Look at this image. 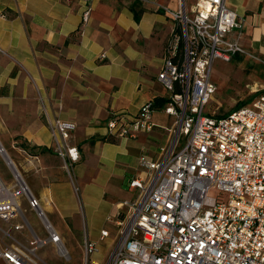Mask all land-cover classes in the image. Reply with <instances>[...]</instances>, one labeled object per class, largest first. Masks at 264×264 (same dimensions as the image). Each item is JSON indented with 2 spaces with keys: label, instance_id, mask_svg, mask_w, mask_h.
Returning <instances> with one entry per match:
<instances>
[{
  "label": "crops",
  "instance_id": "crops-1",
  "mask_svg": "<svg viewBox=\"0 0 264 264\" xmlns=\"http://www.w3.org/2000/svg\"><path fill=\"white\" fill-rule=\"evenodd\" d=\"M194 2L92 0L90 21L82 23L83 0H0V146L15 156L67 251L83 252L86 236L97 249L105 241L113 245L118 217L139 192L130 182L144 175L140 155L155 157L171 137L172 117L163 110L169 93L158 73L177 25L172 13ZM225 4L242 21L230 38L264 56V0ZM151 98L157 103L152 132L108 138L113 113L135 114ZM56 118L76 124L68 140L80 152L74 177L54 151ZM102 230L109 235L102 238ZM2 244L26 252L15 242Z\"/></svg>",
  "mask_w": 264,
  "mask_h": 264
},
{
  "label": "built area",
  "instance_id": "built-area-1",
  "mask_svg": "<svg viewBox=\"0 0 264 264\" xmlns=\"http://www.w3.org/2000/svg\"><path fill=\"white\" fill-rule=\"evenodd\" d=\"M83 1L82 23H88L92 0ZM172 17L177 25L158 73L169 93L163 110L174 118L171 137L155 157L140 155L144 175L130 182L139 192L118 217L105 264H264V93L222 115L205 112L217 89L214 61L253 57L229 36L242 21L225 0H195L190 9L183 3ZM156 110L151 98L135 114L113 113L106 123L108 138L152 132ZM75 128L58 118L52 124L54 151L70 175L80 160L78 148L68 144ZM11 174L12 183L0 175V220L10 224L4 234L30 226L22 210L25 198L45 221L48 237L33 231L27 252L0 241V264H36L33 256L49 243L71 259L39 198L18 170ZM108 235L102 230V238ZM96 250V242L86 236L84 264H93Z\"/></svg>",
  "mask_w": 264,
  "mask_h": 264
},
{
  "label": "rangeland",
  "instance_id": "rangeland-1",
  "mask_svg": "<svg viewBox=\"0 0 264 264\" xmlns=\"http://www.w3.org/2000/svg\"><path fill=\"white\" fill-rule=\"evenodd\" d=\"M251 55L253 57L249 55H236L228 62L221 59L214 61L212 80L216 84L217 89L211 101L205 107L206 114L215 113L216 115H222L235 108L239 103L243 101L250 103L259 94L264 93V56H258L253 53ZM173 121L174 118L172 117L168 124L171 125ZM1 148L3 147L0 146V175L8 182H11V179H13L11 171L17 172L18 170L14 163L16 159L10 150L3 149L1 151ZM8 160H10V163ZM53 163L58 164V161H53ZM22 210L30 226L26 225L21 232L10 231L9 235H5L3 230H9L10 224L0 220V241L5 244L15 242L27 252V248L30 247V239L35 238L33 231L41 238H47L48 234L45 221L35 211L30 209L24 201L22 202ZM49 216L47 213L46 221L48 222L51 218ZM63 226L64 230L67 229L64 235L68 237L72 236L65 222ZM14 238H18L17 242ZM109 242L105 241L101 243L99 249L91 255L92 263L94 260H98L99 264H105L112 248ZM67 246L69 247V245ZM78 248L75 249L70 246L68 252L71 255V259H67L60 254L55 244L49 243L40 247L33 258L36 264H84L83 252L81 249L79 251Z\"/></svg>",
  "mask_w": 264,
  "mask_h": 264
},
{
  "label": "trees",
  "instance_id": "trees-1",
  "mask_svg": "<svg viewBox=\"0 0 264 264\" xmlns=\"http://www.w3.org/2000/svg\"><path fill=\"white\" fill-rule=\"evenodd\" d=\"M136 18H138L137 15H136ZM166 101H167L166 99L163 100V102H166ZM247 103H248V101H243V102L239 103L238 105H236L235 108H238V107H240V106H243V105H245V104H247Z\"/></svg>",
  "mask_w": 264,
  "mask_h": 264
},
{
  "label": "water",
  "instance_id": "water-1",
  "mask_svg": "<svg viewBox=\"0 0 264 264\" xmlns=\"http://www.w3.org/2000/svg\"><path fill=\"white\" fill-rule=\"evenodd\" d=\"M10 162V160H8Z\"/></svg>",
  "mask_w": 264,
  "mask_h": 264
}]
</instances>
